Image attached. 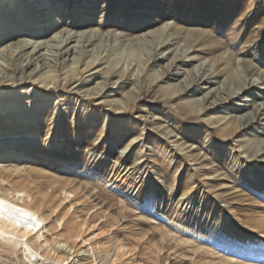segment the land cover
<instances>
[{"label":"rangeland","instance_id":"obj_1","mask_svg":"<svg viewBox=\"0 0 264 264\" xmlns=\"http://www.w3.org/2000/svg\"><path fill=\"white\" fill-rule=\"evenodd\" d=\"M0 32V185L54 202L0 264H264V0H0Z\"/></svg>","mask_w":264,"mask_h":264},{"label":"bare ground","instance_id":"obj_2","mask_svg":"<svg viewBox=\"0 0 264 264\" xmlns=\"http://www.w3.org/2000/svg\"><path fill=\"white\" fill-rule=\"evenodd\" d=\"M131 26L135 27L134 29H137L138 26L141 25V22L139 19L135 20L132 23H129ZM2 31V29H1ZM1 33V32H0ZM1 35V34H0ZM104 61V60H103ZM103 61H101L100 59L97 61H95L94 63H88L85 62L84 63V67H82L81 69H74L73 73L70 74L69 76H67V81L71 80V79H75L77 77H80V74L83 71H87V69L90 66H97L103 63ZM97 62V63H96ZM106 63V62H105ZM104 64V63H103ZM93 66V67H94ZM92 68V67H91ZM90 68V69H91ZM89 70V69H88ZM99 71V70H98ZM101 74V72H100ZM103 77V76H102ZM101 77V78H102ZM42 80V79H41ZM82 80V79H81ZM55 82H57V79L53 80ZM86 81V80H85ZM53 82V83H55ZM111 86V85H110ZM243 88V87H242ZM107 91L113 92V91H118V90H114V88H106L105 85L102 84H95L92 87H87L85 90L79 92V95L81 96H91V95H99L102 96L103 94H105ZM107 93V94H108ZM172 94V93H170ZM180 95V94H179ZM46 100V99H45ZM89 104V102H88ZM186 105H181L179 108H186ZM188 109V108H187ZM37 114V113H36ZM7 117L10 119V122L15 121V118L18 116L16 113L11 112L6 114ZM70 116V115H69ZM27 122V121H26ZM225 123V122H224ZM231 123V122H230ZM13 124V123H12ZM20 124V123H19ZM218 124V123H217ZM23 126V125H22ZM34 126V125H32ZM88 126V125H87ZM86 126V127H87ZM9 127V126H8ZM219 127V129H223L225 130V133L230 134V132L232 131L231 126L228 125L227 123L223 124L221 127ZM12 128V127H11ZM15 128V127H14ZM24 129V128H23ZM37 128H33L31 130V133H37L36 132ZM2 130H8L7 127L3 128ZM0 130V131H2ZM30 129L25 128L24 131L28 132ZM38 130V129H37ZM218 130V129H217ZM10 131V130H9ZM69 131V130H68ZM72 131V130H71ZM102 132V130H101ZM52 133V132H51ZM73 135H76V131L72 132ZM49 134V131H48ZM227 134V135H228ZM35 135V134H34ZM62 135V134H61ZM72 135V136H73ZM63 137V135L61 136ZM10 147V146H9ZM14 149L12 148H7L6 149V154L11 155V154H17L15 152H13ZM19 151V150H18ZM88 152V151H87ZM20 154V153H19ZM248 157V156H247ZM119 159V158H118ZM117 161V160H116ZM121 161V160H120ZM261 162V161H260ZM120 163V162H119ZM66 164V163H65ZM119 165V164H118ZM117 165V166H118ZM128 168V167H127ZM118 169V168H117ZM258 170H261L260 168ZM263 170V169H262ZM261 170V171H262ZM264 180V179H263ZM22 181V180H21ZM33 181V180H32ZM49 181V180H48ZM26 182V180H25ZM47 182V181H46ZM52 182V181H51ZM55 183V181H54ZM53 183V184H54ZM35 184V183H34ZM45 187L46 186V183ZM42 184V185H44ZM50 184V183H49ZM52 184V183H51ZM52 184V185H53ZM264 184V183H263ZM24 183L22 182H17L16 184H14L11 187H3L2 185H0V201L4 202V207L0 208V248L7 250L9 253H15L17 252V250L20 251V254L23 258H27L28 260H33L35 258H38L37 255V246H36V241L35 238L32 237V234L35 233L36 229L38 228V226L44 222V212L42 209V206L44 203H49L50 206L53 205L54 206V202H52L51 199V195L50 191L51 190H46L45 188H43L42 186L40 188H37L35 190L34 187H30L27 186V184H25V188H24ZM36 185V184H35ZM65 185V184H64ZM62 185V188L63 186ZM55 186V185H54ZM61 186V185H60ZM38 187V186H37ZM252 187H254L256 189V191L259 192L260 196H264V185L263 186H257V185H253ZM54 188V187H53ZM58 189V187H57ZM61 189V187H60ZM34 190V191H33ZM55 190V189H53ZM65 190V189H64ZM19 191H23L24 193H26V195L23 194H18ZM56 191V190H55ZM59 191V189H58ZM153 191V188H152ZM187 191V190H185ZM61 192V191H60ZM163 195V194H162ZM32 198V199H31ZM51 202V203H50ZM49 206V205H48ZM44 207V206H43ZM47 208V207H46ZM20 210V211H16V210ZM48 209V208H47ZM50 209V208H49ZM68 223V222H67ZM66 223V224H67ZM164 223V222H163ZM66 226V232H68V235L70 238H73L75 236L79 235V232L81 230L80 228V223L76 222V221H72L70 223H68ZM166 226V225H165ZM165 229V228H163ZM65 230V229H64ZM160 230V229H158ZM157 230V231H158ZM166 230V229H165ZM161 233V232H159ZM184 233V232H183ZM165 234V233H164ZM172 234V233H171ZM176 234V233H175ZM169 235V234H168ZM231 236L235 237V233H231ZM161 237V236H160ZM172 237V236H171ZM174 237V235H173ZM187 237V236H186ZM168 238V237H167ZM183 238V237H182ZM68 239V237L66 238ZM174 239V238H171ZM179 239V238H178ZM185 239V238H184ZM194 239V238H193ZM183 241L185 243H187L186 240L183 239H179V241ZM190 241V239H187ZM193 241V240H191ZM194 242V241H193ZM196 242V240H195ZM200 242V241H199ZM174 243V242H173ZM190 244V243H189ZM198 244V243H197ZM199 247V246H197ZM193 245V244H192ZM116 247V246H115ZM187 247V246H186ZM192 246H190L189 248H191ZM201 247V245H200ZM205 250H208L205 248ZM212 250V249H210ZM210 252V251H209ZM16 254V253H15ZM18 254V252H17ZM223 258V257H222ZM221 258V259H222ZM42 259L46 260L48 264H63V257L61 256H56L54 254H44ZM225 259V258H224ZM215 260V259H214ZM224 262V261H222ZM221 262V263H222Z\"/></svg>","mask_w":264,"mask_h":264},{"label":"snow or ice","instance_id":"obj_3","mask_svg":"<svg viewBox=\"0 0 264 264\" xmlns=\"http://www.w3.org/2000/svg\"><path fill=\"white\" fill-rule=\"evenodd\" d=\"M4 207V202L3 201H0V208H3ZM16 211H20V210H16Z\"/></svg>","mask_w":264,"mask_h":264}]
</instances>
